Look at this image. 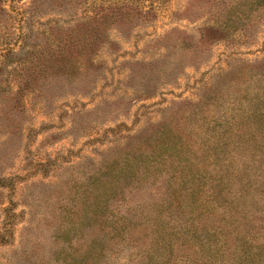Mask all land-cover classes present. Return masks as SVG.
Here are the masks:
<instances>
[{
	"label": "rangeland",
	"instance_id": "374dc122",
	"mask_svg": "<svg viewBox=\"0 0 264 264\" xmlns=\"http://www.w3.org/2000/svg\"><path fill=\"white\" fill-rule=\"evenodd\" d=\"M263 101L264 0H0V264H264ZM105 158L166 180L140 242L99 232Z\"/></svg>",
	"mask_w": 264,
	"mask_h": 264
},
{
	"label": "trees",
	"instance_id": "16d2710c",
	"mask_svg": "<svg viewBox=\"0 0 264 264\" xmlns=\"http://www.w3.org/2000/svg\"><path fill=\"white\" fill-rule=\"evenodd\" d=\"M258 78V77H257ZM253 80V81H250ZM249 79V86L253 85L255 82V76L250 77ZM259 80V79H257ZM261 82V81H260ZM260 82H258L254 88H256ZM245 83V82H243ZM260 87H262L260 85ZM244 89V88H243ZM239 91V90H238ZM248 92V91H246ZM254 92V91H253ZM256 96L258 97L257 92H254ZM229 101V102H228ZM225 99L223 101H220L221 105H224ZM244 98H242L241 94L239 92H233L231 93L226 102V106H231L234 107L236 110L241 111L243 107L246 108L243 104ZM262 105L264 106V101L262 102ZM247 109V108H246ZM261 112H264V109H261ZM228 118L226 116H220L215 120V127L217 128L215 134L217 135V140H221L222 136H225V131L224 126H232L234 124L235 120L231 121L229 124V121L227 120ZM259 122L264 121V113L261 115V117L258 119ZM240 129V126L237 125V131ZM141 132V131H140ZM137 133V134H140ZM142 133V132H141ZM240 134H238L239 136ZM138 135L134 134L132 136H129V138L132 140L129 143L126 144V146L132 144L133 148L129 146V149L131 153H134L133 156H131L129 153L125 154V159H131V157H134L135 159L138 158L140 161L144 159V162L142 164V167L145 165L146 161H151L152 166L150 168H154L156 171L158 168H155L157 166H164L168 165L169 170L173 172L172 176H169L168 180L171 181L169 185H174L176 188V182L180 181L181 173L183 172V165L182 167L177 163L173 165L171 161V158L166 156L161 164H157V154L154 153V151L157 148L158 150H162L164 147L163 143L161 142L160 145L153 144L154 147L151 150V152H146V148H142L139 144L144 141V139L138 140L137 137ZM146 138L148 136H145ZM160 137V136H158ZM151 140L147 141L146 143L148 145H151L153 143H150ZM142 145V144H141ZM125 146V147H126ZM121 149V148H120ZM145 150V151H144ZM156 155V156H154ZM107 159L105 158L102 163H99V198L100 196L104 198L110 197L112 198V204H108V209L110 210L109 216H107L106 220L103 218L100 219L101 221V227L99 229V232L102 233L104 227L106 226V229L109 228L110 225L109 223L113 226H111L110 230V239L113 240L114 242H140L142 237L140 235L135 234L134 230L136 229L135 226L140 228L138 233H140L141 229L145 230L147 228H150L152 224H149V220L146 219L148 213L145 211L146 206L148 205H157L160 206L161 208L165 209L169 207V203L167 200H165L160 193V187L166 182V180H163V182L160 181H148L147 179L145 180V176L141 172L143 168L141 167V170L139 171L140 174H142V182H137V184H133L130 182V184L124 182L121 185V188L119 192L116 193V188L120 187V177L123 174V172L126 170L124 167L126 165H119L114 166L112 164L108 165L106 163ZM101 164V165H100ZM174 166V167H173ZM189 169L187 170V172ZM186 172V173H187ZM166 174V171L164 172ZM106 190H113L114 193L109 194V192H106ZM159 198V203L155 202V199L158 200ZM153 200V201H152ZM144 206V208H143ZM137 209H141V212L138 213ZM8 209H4L6 212ZM145 216V217H144ZM106 221H108V224H105ZM138 222L137 224L135 222ZM99 224V225H100ZM119 228V229H116ZM92 229V228H91ZM99 233V234H100ZM99 236H103L100 234ZM37 246V242H33L32 245L29 244H24L23 250L21 251V254L19 256L23 258H31L34 256L35 248Z\"/></svg>",
	"mask_w": 264,
	"mask_h": 264
}]
</instances>
